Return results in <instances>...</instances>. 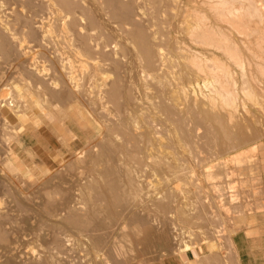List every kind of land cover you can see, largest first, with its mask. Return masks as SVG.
<instances>
[{
    "label": "rangeland",
    "instance_id": "374dc122",
    "mask_svg": "<svg viewBox=\"0 0 264 264\" xmlns=\"http://www.w3.org/2000/svg\"><path fill=\"white\" fill-rule=\"evenodd\" d=\"M168 1L136 2L143 10V26L166 53L164 65L141 70L137 48L128 39L130 51L119 70L108 65L89 81L91 63L76 67L80 98L66 101L50 99L46 92L45 82L59 78L49 57L53 33L31 36L36 24L30 15L18 16L15 0H0V21L24 40L26 51L10 58L0 52V90H10L0 97V264H197L187 258L190 250L200 262L217 258L234 264V235L264 218V0H193L190 5L199 13L183 24L181 3L186 0ZM109 40L111 47L124 43ZM179 46L204 51L202 68L220 70L222 83L236 91V102L226 106L233 117L227 110L210 111L201 94L209 93L208 87L201 79L196 86ZM34 62L42 69V80L31 73ZM117 74L132 100L102 102L100 84ZM166 103L173 115L164 110ZM15 111L24 114L18 117ZM103 142L109 143L108 153ZM79 205L91 214L92 230L112 232L113 238L98 249L87 245L90 233L64 224ZM71 232L78 236L72 238Z\"/></svg>",
    "mask_w": 264,
    "mask_h": 264
},
{
    "label": "bare ground",
    "instance_id": "6f19581e",
    "mask_svg": "<svg viewBox=\"0 0 264 264\" xmlns=\"http://www.w3.org/2000/svg\"><path fill=\"white\" fill-rule=\"evenodd\" d=\"M15 0L19 7V14L18 16H26L27 14L30 15L31 19H33L36 24L34 25L35 28L31 29L30 35L35 36L37 33H41L40 35L45 38H48V35L53 33L54 42L53 46L50 50L51 56H49L53 61L55 70H57L59 74V78L49 79L46 84V92L48 96L51 98L59 99V100H70L72 97L77 96L80 94V84L75 74L76 67L82 66L85 67V64L91 63L90 66V73L88 72V80L94 81L97 74L104 70L106 66L111 65L114 70H119L122 65H124V57L128 54L130 49L127 46L128 39H131L134 43L135 47L137 48V58L141 62V70H145V68H160L164 65L165 62V54L163 48H161L158 44H156L157 40L155 35L150 34L147 29L143 26L142 22V13L140 6L136 5L137 0ZM163 1V0H161ZM168 1V0H167ZM173 3H178L179 0H171ZM170 1V2H171ZM6 2V1H5ZM160 2V1H159ZM169 2V1H168ZM151 3V2H150ZM164 3V2H163ZM172 3V5H173ZM191 4L195 2L193 0H186L181 3L183 4V12H182V24L190 23V20L199 13L198 8L193 9ZM139 4V3H138ZM171 4V3H170ZM141 5V4H139ZM165 5V3H164ZM179 6V5H178ZM176 7V6H175ZM167 8V7H166ZM174 8V7H172ZM171 8V9H172ZM178 8V7H177ZM141 9V10H140ZM170 9V8H168ZM2 10V9H1ZM9 11V10H8ZM143 11V10H142ZM13 13V12H11ZM178 14V13H177ZM145 15V14H144ZM174 15V14H173ZM258 16V15H257ZM17 18V17H16ZM19 18V17H18ZM17 18V19H18ZM21 18V17H20ZM144 19V18H143ZM246 19H250V16ZM259 19V18H258ZM261 19V18H260ZM19 20V19H18ZM17 20V21H18ZM173 22V21H172ZM176 22V21H175ZM17 23V22H15ZM147 23V22H146ZM18 24V23H17ZM148 24V23H147ZM181 24V25H182ZM149 25V24H148ZM174 25V24H173ZM189 25V24H187ZM28 26V25H27ZM147 27V26H146ZM32 28V27H31ZM46 28V29H45ZM149 28V27H148ZM26 29V28H25ZM45 29V30H44ZM10 29L0 21V52L1 55L10 58L11 56L14 57L15 55H24L26 54L25 51V44L24 40L20 41L16 38V36L9 31ZM45 32V33H44ZM190 32V31H189ZM215 33L214 31H212ZM44 33V35H43ZM50 33V34H48ZM199 33L195 31V34ZM212 33V34H213ZM25 36V35H24ZM19 37V35H18ZM162 37V36H161ZM42 38V39H43ZM110 38H119L121 40L122 45H118L115 43L114 46L111 47ZM170 38V37H169ZM113 40V39H111ZM130 40V41H131ZM115 42V40H113ZM159 41V40H158ZM177 43V42H176ZM124 44V45H123ZM178 44V43H177ZM119 47H118V46ZM133 45V44H131ZM132 47V46H131ZM130 47V48H131ZM187 47V46H186ZM179 51V56L183 59L186 68L194 70V79L196 81V86L200 85L199 79H201L204 83V86L208 87L209 93H205V91H201L203 101H207V104L210 107V111H221L227 110L230 117H233L232 113L227 107L234 105L236 102L238 95L229 88H227L222 82V77L218 74L220 70H205L204 64L201 63V60L206 57L204 51L195 50L192 48H185L184 46L177 47ZM226 49V48H225ZM49 50V49H48ZM46 51V50H45ZM202 54V55H200ZM236 55V54H235ZM238 55V54H237ZM236 55V56H237ZM34 56V55H33ZM203 56V57H202ZM22 57V56H21ZM20 57V58H21ZM202 57V58H201ZM35 58V57H34ZM33 58V59H34ZM72 58H74L72 60ZM238 58L239 57L238 55ZM127 59V58H126ZM12 60V59H11ZM132 61V60H131ZM130 61V62H131ZM44 62V61H43ZM218 60L216 59V63L214 64L213 68H217ZM243 63V62H242ZM240 63V64H242ZM52 64V63H51ZM77 64V65H76ZM43 66V65H42ZM89 66V65H88ZM53 67V66H52ZM79 67V68H80ZM134 67V66H133ZM243 68V65L241 66ZM241 68V69H242ZM44 69V68H43ZM125 69V68H124ZM187 69V70H188ZM42 70L38 67L36 62L33 63V67L31 68V73L34 74L37 78H42L43 73ZM81 70V69H80ZM84 70V69H83ZM147 70V69H146ZM189 70V73H190ZM87 71V70H86ZM127 71V70H126ZM170 71V70H169ZM185 71V70H184ZM222 71V70H221ZM224 71V70H223ZM227 70L224 72L226 73ZM30 72V71H29ZM28 72V73H29ZM155 72V71H154ZM188 72V71H187ZM228 72V71H227ZM102 73V71H101ZM105 73V72H104ZM133 73V71H132ZM185 73V72H184ZM45 74V73H44ZM228 74V73H227ZM118 75V74H117ZM122 75V74H121ZM118 75L115 77L112 82L108 83L104 80L97 91V97L102 102L107 100L118 102L120 99L123 98L129 102L131 99V94L129 90L126 89L124 85L123 76ZM150 75V74H149ZM192 75V74H191ZM190 75V77H191ZM225 75V74H224ZM33 76V77H34ZM108 76V75H107ZM125 76V75H124ZM127 76V75H126ZM187 76V74H186ZM210 76V78H208ZM221 78H220V77ZM230 76V75H229ZM23 77V76H22ZM25 77V76H24ZM138 77V76H137ZM180 77V76H179ZM184 77V76H183ZM228 77V75H227ZM26 78V77H25ZM126 78V77H125ZM135 78V77H134ZM144 78V77H143ZM182 78V77H181ZM232 78V77H231ZM230 78V79H231ZM129 79V78H128ZM127 79V80H128ZM140 79V76H139ZM191 79V78H190ZM193 79V81H194ZM222 79V80H221ZM227 79V78H226ZM42 80V79H41ZM145 80V79H144ZM189 80V78H188ZM225 80V79H224ZM132 81V80H131ZM184 81V80H183ZM191 81V80H190ZM141 82V81H140ZM153 82V81H152ZM185 82V81H184ZM188 82V81H187ZM227 82V80H226ZM229 82V80H228ZM135 83V82H133ZM132 83V84H133ZM192 83V82H191ZM202 83V85H203ZM126 84V83H125ZM131 84V85H132ZM155 84V83H154ZM183 84V83H182ZM189 84V82H188ZM228 84V83H227ZM226 84V85H227ZM62 87L64 91H56L58 86ZM98 85V84H96ZM193 85V84H191ZM189 84V87H191ZM43 86V85H42ZM130 86V84H129ZM133 86V85H132ZM159 86V85H158ZM185 86V83H184ZM38 87V86H37ZM137 87V86H136ZM155 87V86H154ZM233 87V86H232ZM230 87V88H232ZM130 88V87H129ZM128 88V89H129ZM134 88V86L132 87ZM142 88V87H140ZM184 89V87L182 86ZM201 88V86H200ZM204 88V87H202ZM41 89V88H40ZM61 89V90H62ZM185 89H188L185 87ZM205 89V88H204ZM207 89V88H206ZM36 90V89H33ZM45 90V89H44ZM96 90V89H95ZM131 90V88H130ZM134 90V89H133ZM137 90V89H136ZM195 90V89H193ZM235 90V88H234ZM251 90V89H250ZM39 91V90H38ZM84 91V90H83ZM132 91V90H131ZM139 91V90H138ZM150 91V90H149ZM192 91V90H191ZM196 91V90H195ZM195 91H193L195 93ZM254 91V90H253ZM92 92V91H91ZM133 92V91H132ZM170 92V91H169ZM182 92V90H181ZM189 92V91H188ZM249 92V91H248ZM10 93L8 88H3L0 90V97L4 98ZM82 93V92H81ZM139 93V92H138ZM165 93V92H164ZM176 93V92H175ZM246 93V92H245ZM252 94V92H250ZM36 94V93H35ZM180 92H178V95ZM191 94V93H190ZM256 95V93H253ZM44 95V94H43ZM134 95V94H133ZM174 95V94H173ZM172 95V96H173ZM186 95V94H184ZM189 94H187L188 96ZM22 96V95H21ZM79 96V95H78ZM92 96V95H91ZM96 96V95H95ZM176 95H174L175 97ZM43 97V96H42ZM93 97V96H92ZM180 97V96H176ZM199 97V96H198ZM197 97V98H198ZM251 97V96H250ZM40 98V97H38ZM80 98V96H79ZM134 98V97H133ZM187 98V97H186ZM254 97H252L253 99ZM41 99V98H40ZM12 100V99H11ZM132 100V99H131ZM135 100V99H134ZM164 100V99H163ZM162 100V101H163ZM181 100V99H180ZM189 100V99H188ZM191 100V99H190ZM201 100V99H199ZM20 101V99H19ZM74 101V100H73ZM122 101V100H121ZM166 101V100H164ZM163 101V102H164ZM168 101V100H167ZM187 101V100H186ZM1 102V101H0ZM94 102V101H93ZM182 102V101H180ZM196 102V101H195ZM198 102V100H197ZM169 103V102H168ZM206 103V102H204ZM107 104V103H106ZM105 104V105H106ZM201 104V103H200ZM259 104V103H258ZM96 105V104H95ZM123 105V104H122ZM126 105V104H125ZM177 105V104H176ZM199 105V103L197 104ZM237 105V104H236ZM143 106V105H142ZM148 106V105H147ZM161 106V105H160ZM167 110L170 115L174 114V109L172 105L162 104ZM227 106V107H226ZM126 107V106H125ZM190 107V106H189ZM191 108V107H190ZM204 108V107H203ZM107 109V108H106ZM198 109V107H196ZM193 110V109H191ZM201 110V109H200ZM246 110V109H245ZM190 111V110H189ZM203 111V110H201ZM20 111H15L18 117H21L22 113ZM98 112V111H97ZM107 112V111H106ZM166 112V111H165ZM209 112V111H208ZM224 112V111H223ZM264 112V111H263ZM13 113V112H12ZM180 113V112H179ZM203 113V112H202ZM205 113V112H204ZM210 113V112H209ZM217 113V112H216ZM168 114V113H167ZM201 115L200 113H198ZM207 114V113H206ZM177 115V114H176ZM197 115V114H196ZM205 115V114H203ZM211 115V114H210ZM102 116V115H101ZM106 116V115H105ZM218 116V115H217ZM216 115L212 117L214 119L218 118ZM53 118L55 116H52ZM206 117V116H205ZM132 118V116H131ZM146 118V117H145ZM195 118V117H194ZM229 119V118H228ZM235 119V117H234ZM233 119V120H234ZM54 120V119H53ZM133 120V119H132ZM135 120V119H134ZM191 120V119H189ZM205 120V119H204ZM213 120V119H212ZM211 120V121H212ZM139 121V120H138ZM137 121V122H138ZM192 121V120H191ZM198 121V120H197ZM208 121V120H207ZM209 119V122L211 124ZM223 121V120H222ZM51 122V121H50ZM54 122V121H53ZM185 122V121H184ZM183 122V123H184ZM221 122V121H220ZM110 123V122H109ZM125 123V122H124ZM189 123V122H188ZM222 123V122H221ZM192 124V123H191ZM218 124V122L216 123ZM234 124V122H233ZM222 125V124H221ZM117 126V125H114ZM219 126V125H218ZM221 128V126H219ZM158 128V127H157ZM164 128V127H163ZM218 128V127H217ZM177 129V128H176ZM213 129V128H212ZM181 130V129H180ZM208 130V129H207ZM224 130V129H223ZM39 131V130H38ZM185 131V130H184ZM219 131V130H218ZM249 131V130H248ZM181 133V132H180ZM232 133V132H231ZM187 134V133H186ZM193 135V134H192ZM110 136V135H109ZM107 137V136H106ZM109 138V137H108ZM179 138V136H178ZM195 138V137H194ZM222 138V137H221ZM119 139V138H118ZM129 139V138H128ZM180 139V138H179ZM111 140V139H110ZM109 140V141H110ZM238 140V139H237ZM108 141V140H107ZM127 141V139H126ZM133 141V140H131ZM130 141V142H131ZM113 142V141H112ZM129 142V144H130ZM234 142V141H233ZM128 143V142H127ZM134 143V141H133ZM177 143V141H176ZM215 143V142H214ZM213 143V144H214ZM217 143V142H216ZM128 144V145H129ZM142 144V143H141ZM165 144V143H164ZM174 144V143H173ZM184 144V143H183ZM196 144V143H195ZM228 144V143H227ZM120 145V144H119ZM139 145V144H138ZM185 145V144H184ZM187 145V144H186ZM212 145V144H211ZM218 145V143H217ZM176 146V145H175ZM182 146V145H181ZM196 146V145H195ZM219 146V145H218ZM225 146V145H224ZM239 146V145H238ZM108 142H103V150L104 152L108 153L110 151ZM183 147V146H182ZM198 147V146H197ZM240 147V146H239ZM3 148V147H2ZM139 149V148H138ZM219 149V148H218ZM184 150V149H183ZM223 150V149H222ZM225 150V149H224ZM234 150V149H233ZM116 151V150H115ZM227 151V150H226ZM113 152V151H112ZM128 152V151H127ZM180 152V151H179ZM229 152V151H228ZM105 153V154H106ZM131 153V152H130ZM98 155V154H97ZM103 155V154H102ZM107 155V154H106ZM132 155V154H131ZM109 156V155H108ZM150 156V155H148ZM203 156V155H202ZM99 157V156H98ZM120 157V156H119ZM131 157V156H130ZM108 158V157H107ZM215 158V157H214ZM114 159V158H113ZM130 159V158H129ZM136 159V158H135ZM234 159L238 160L239 157H235ZM120 160V159H119ZM216 160V159H215ZM121 161V160H120ZM185 161V160H184ZM208 161V160H206ZM213 161V160H212ZM119 162V161H118ZM209 162V161H208ZM207 162V165H208ZM215 162V161H214ZM93 163V162H92ZM122 163V162H121ZM212 163V162H211ZM237 163V162H236ZM110 164V163H109ZM120 164V163H119ZM191 164V163H190ZM223 164V163H222ZM12 165V164H11ZM117 165H115L116 167ZM63 167V166H62ZM114 167V168H115ZM118 167V166H117ZM180 167V166H179ZM172 168V167H171ZM174 168V167H173ZM209 168V165H208ZM221 168V167H219ZM127 169V168H126ZM130 169V168H129ZM108 170V169H107ZM119 170V169H118ZM117 170V171H118ZM128 170V169H127ZM179 170V169H178ZM1 171V170H0ZM29 171V170H28ZM220 171V170H219ZM104 172V171H103ZM221 172V171H220ZM224 172V171H223ZM204 173V172H203ZM205 174V173H204ZM213 174V172H212ZM15 175V174H14ZM56 175V174H55ZM81 175V174H80ZM132 175V174H131ZM177 175V174H176ZM192 176V175H191ZM225 176V175H224ZM183 177V176H182ZM194 177V176H193ZM223 177V176H222ZM122 178V177H121ZM185 178V177H184ZM188 178V177H186ZM79 179V178H78ZM128 179V178H127ZM204 179V177H203ZM6 180V179H5ZM129 180V179H128ZM221 180V179H220ZM216 181V180H215ZM7 182V181H6ZM179 183V182H178ZM14 184V183H13ZM130 184V183H129ZM213 184V183H212ZM216 184V183H215ZM227 184V183H226ZM132 185V184H130ZM210 185V183H209ZM13 186V185H12ZM221 186V185H220ZM174 187V186H173ZM218 187V186H216ZM215 187V188H216ZM34 188V187H33ZM212 188V187H211ZM214 188V189H215ZM113 189V188H112ZM89 190V189H87ZM139 190V189H137ZM195 190V188H194ZM199 190V189H198ZM213 190V189H212ZM216 190L221 192L220 188ZM134 191V190H132ZM207 191V190H206ZM215 191V190H214ZM224 191V190H223ZM228 191V190H227ZM112 192V191H111ZM139 192V191H138ZM188 192V191H187ZM91 193V192H90ZM93 193V191H92ZM201 193V192H200ZM216 193V192H215ZM35 194V193H34ZM37 194V193H36ZM56 194V193H55ZM54 194V195H55ZM137 194V192H136ZM217 194V193H216ZM220 193H218L219 195ZM91 195V194H90ZM111 195V194H110ZM114 195V194H113ZM201 195V194H200ZM207 195V193L205 194ZM220 195H224L221 192ZM227 195V194H226ZM25 196V195H24ZM47 196V195H46ZM197 196V195H196ZM90 197V196H89ZM88 197V198H89ZM117 197V196H116ZM206 197V196H205ZM216 197V196H214ZM222 197H225L222 196ZM115 198V197H114ZM197 198V197H195ZM208 198V197H207ZM218 198V196H217ZM15 199V198H14ZM220 199V197H219ZM224 199H227L225 197ZM93 200V198H92ZM120 200V199H119ZM206 200V199H205ZM222 200V199H221ZM16 201V200H15ZM27 201V200H26ZM53 201V200H52ZM51 201V202H52ZM215 201V200H214ZM217 201V200H216ZM220 201V200H219ZM4 202V201H3ZM80 202V201H79ZM78 202V203H79ZM222 202V201H221ZM225 202V200H224ZM28 203V202H27ZM26 203V204H27ZM98 203V202H97ZM208 203V202H207ZM48 204H50L48 202ZM223 204V203H222ZM117 206V205H116ZM125 206V205H124ZM166 206V205H165ZM65 207V206H63ZM47 208V206H46ZM45 208V209H46ZM84 207L83 205H79L75 208L72 212H70L65 220V225L68 227H78L91 234L90 241L87 242V245L91 244L92 248L105 243L109 238L112 237V232H95L91 229V214H87L85 210H82ZM121 208H123L121 206ZM130 208V207H129ZM163 208V207H162ZM187 208V207H186ZM202 208V207H201ZM215 208V207H214ZM48 209V208H47ZM46 209V210H47ZM52 209V208H51ZM59 209V208H58ZM87 209V208H86ZM97 209V208H96ZM104 209V208H103ZM60 210V209H59ZM63 210V209H62ZM61 210V211H62ZM118 210V209H117ZM131 210V209H130ZM234 210V209H233ZM26 211V210H25ZM44 211V210H43ZM60 211V212H61ZM88 211V210H87ZM97 211V210H96ZM125 211V210H124ZM183 211V209H182ZM47 212V211H46ZM95 212V211H94ZM94 212H92L94 214ZM129 212V211H127ZM216 212V211H215ZM2 213V206L0 204V214ZM53 213V212H52ZM125 213V212H124ZM135 213V212H134ZM48 214V213H47ZM60 214V213H59ZM92 214V215H93ZM110 214V213H109ZM117 214V213H116ZM99 215V214H97ZM120 215V214H119ZM202 215V214H201ZM44 216V215H42ZM64 216V215H63ZM62 216V217H63ZM195 216V215H194ZM101 217V216H100ZM138 218V216H135ZM134 217V218H135ZM141 217V216H139ZM54 218V217H53ZM133 218V219H134ZM142 218V217H141ZM144 218V217H143ZM147 218V217H146ZM150 218V217H149ZM189 218V217H188ZM62 219V218H61ZM93 220V219H92ZM100 220V219H99ZM103 220V219H102ZM110 220V219H109ZM123 220V219H122ZM136 220V219H135ZM144 220V219H143ZM147 220V219H146ZM54 222V220H52ZM57 221V220H56ZM107 221V219L105 220ZM115 221V220H114ZM125 221V220H124ZM149 221V220H148ZM116 222V221H115ZM141 222V221H140ZM144 222V221H143ZM150 222V221H149ZM152 222V221H151ZM150 222V223H151ZM96 223V222H95ZM102 223V222H101ZM134 223V222H133ZM214 223V222H213ZM97 224V223H96ZM103 224V223H102ZM114 224V223H112ZM145 224V223H144ZM224 224V223H223ZM257 224V223H256ZM94 225V224H93ZM107 225V224H106ZM110 225V224H109ZM137 225V224H136ZM142 225V224H141ZM101 226V225H100ZM115 226V225H114ZM118 226V225H117ZM116 226V227H117ZM144 226V225H143ZM219 226V225H218ZM20 227V226H19ZM95 227V226H93ZM96 226L95 228H97ZM103 227V226H102ZM213 227V226H212ZM64 228V227H63ZM109 228V227H108ZM107 228V229H108ZM119 228V227H118ZM142 228V227H141ZM65 229V228H64ZM68 229V228H67ZM66 229V230H67ZM70 229V228H69ZM101 229V228H100ZM99 229V231H100ZM159 229V228H158ZM168 229V228H167ZM42 231V230H41ZM72 231V229H70ZM75 231V230H74ZM106 231V230H105ZM109 231H111L109 229ZM73 232V231H72ZM71 232V233H72ZM83 232V234L85 233ZM76 233V232H75ZM3 234V233H2ZM73 234V233H72ZM226 234V233H225ZM70 235V234H69ZM76 234H73V236ZM82 235V234H81ZM79 235V236H81ZM218 235V234H217ZM3 236V235H2ZM58 238V235H56ZM72 236V235H71ZM70 236V237H71ZM78 236V235H76ZM87 236V235H86ZM90 236V235H89ZM61 237V236H60ZM82 237V236H81ZM56 238V237H55ZM54 238V239H55ZM65 238V237H64ZM72 238H75L72 237ZM80 238V237H79ZM78 238V239H79ZM113 238V237H112ZM164 238V237H163ZM70 239V238H69ZM82 239V238H81ZM85 239V238H84ZM4 240V239H3ZM66 240V239H65ZM87 240V239H86ZM111 240V239H110ZM163 240V239H162ZM57 242L58 240L55 239ZM68 240H66L67 242ZM78 241V240H77ZM85 241V240H84ZM159 241V240H158ZM54 242V241H53ZM70 242V241H69ZM80 242V241H79ZM82 242V241H81ZM80 242V243H81ZM63 244V243H62ZM69 244V243H67ZM165 244V243H164ZM81 245V244H80ZM83 245V244H82ZM86 245V243L84 244ZM118 245V244H117ZM55 246V245H54ZM110 246V245H109ZM113 248V245H111ZM58 247V246H56ZM66 247V246H65ZM90 247V246H89ZM117 247V246H116ZM3 248V247H2ZM73 248V247H72ZM87 248V247H86ZM91 248V247H90ZM89 248V249H90ZM91 248V249H92ZM111 248V250H112ZM55 249V247H54ZM57 249V248H56ZM55 249V250H56ZM63 249V248H61ZM65 249V248H64ZM88 249V250H89ZM98 249V248H97ZM96 249V251H97ZM115 249V248H114ZM7 250V249H6ZM53 250V252L55 251ZM93 250V249H92ZM48 251V250H47ZM64 251V250H63ZM114 251V250H113ZM116 251V249H115ZM29 252V251H28ZM32 252V251H31ZM69 252V251H68ZM72 252V251H71ZM84 252V251H82ZM34 253V252H33ZM59 253V252H58ZM88 253V252H86ZM90 253V252H89ZM93 253V252H92ZM71 254V253H69ZM83 255V253H81ZM99 254V253H98ZM35 255V254H34ZM58 255V254H57ZM72 255V254H71ZM70 255V256H71ZM76 255V254H75ZM94 256V254H92ZM30 256V255H29ZM56 256V255H55ZM88 256V254H87ZM85 256V257H87ZM91 256V254L89 255ZM92 256V257H93ZM61 257V256H60ZM95 257V256H94ZM34 258V257H33ZM39 258V257H38ZM52 258V257H51ZM50 258V259H51ZM81 258V256L79 257ZM91 258V257H89ZM97 258V257H96ZM66 259V258H65ZM69 259V258H68ZM97 259H100L97 258ZM67 260V259H66ZM72 260V259H71ZM81 260V259H80ZM94 260V259H93ZM41 261V260H40ZM96 261V259H95ZM94 261V262H95ZM100 261V260H99ZM54 262V261H53ZM71 262V261H70ZM108 262V261H107ZM97 263V262H96ZM6 264V263H4ZM8 264V263H7ZM55 264V263H54ZM60 264V263H59ZM71 264V263H70ZM76 264V263H74ZM88 264V263H87ZM94 264V263H93Z\"/></svg>",
    "mask_w": 264,
    "mask_h": 264
},
{
    "label": "crops",
    "instance_id": "0c3cea01",
    "mask_svg": "<svg viewBox=\"0 0 264 264\" xmlns=\"http://www.w3.org/2000/svg\"><path fill=\"white\" fill-rule=\"evenodd\" d=\"M232 244L234 245L232 252L234 264H264V218H261L258 226L236 233ZM186 255L190 261H196L197 264H225L223 260L217 258L200 262L196 260L191 250ZM170 264L185 263L174 260Z\"/></svg>",
    "mask_w": 264,
    "mask_h": 264
}]
</instances>
